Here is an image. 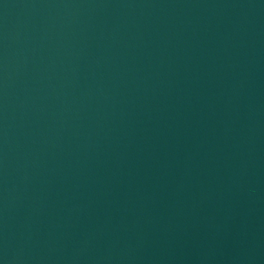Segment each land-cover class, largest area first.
Wrapping results in <instances>:
<instances>
[{
  "label": "water",
  "instance_id": "water-1",
  "mask_svg": "<svg viewBox=\"0 0 264 264\" xmlns=\"http://www.w3.org/2000/svg\"><path fill=\"white\" fill-rule=\"evenodd\" d=\"M0 264H264V0H0Z\"/></svg>",
  "mask_w": 264,
  "mask_h": 264
}]
</instances>
